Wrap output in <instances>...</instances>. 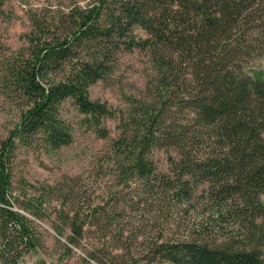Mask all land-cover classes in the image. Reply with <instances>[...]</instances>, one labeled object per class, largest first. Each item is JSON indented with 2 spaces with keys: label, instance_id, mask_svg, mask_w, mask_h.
Here are the masks:
<instances>
[{
  "label": "trees",
  "instance_id": "1",
  "mask_svg": "<svg viewBox=\"0 0 264 264\" xmlns=\"http://www.w3.org/2000/svg\"><path fill=\"white\" fill-rule=\"evenodd\" d=\"M65 16L70 23L62 21V31L32 16L28 45L0 63L2 92L22 102L0 139V264H19L42 244L35 201L42 205L49 192L44 187L25 200L14 194L17 144L71 143L61 115L67 99L97 136L108 138L103 119L116 111L91 99L88 88L111 71L116 52L134 48L149 51L157 75L147 99L127 100L111 140L114 164L125 182L137 181L174 205H192L196 197L205 216L187 237L157 235L128 254L134 263L264 264V70L250 65L264 60V0H97ZM157 149L168 153V173L157 171ZM57 191L51 223L64 248L82 249L80 264H110L103 247L82 240L93 226L130 239L117 226L118 209L90 202L68 208L74 192Z\"/></svg>",
  "mask_w": 264,
  "mask_h": 264
},
{
  "label": "rangeland",
  "instance_id": "2",
  "mask_svg": "<svg viewBox=\"0 0 264 264\" xmlns=\"http://www.w3.org/2000/svg\"><path fill=\"white\" fill-rule=\"evenodd\" d=\"M96 1L0 0V63L6 56L28 45L25 34L31 29L32 16L50 24L52 30L57 27L62 31V21L65 25L70 23L65 16L67 12L74 10L77 13ZM134 33L138 37L147 35L139 26L134 27ZM250 65L264 70L263 59L251 60ZM156 75L147 49L118 51L114 54L111 71L88 88L91 99L105 102L116 111L115 116L103 119V125L109 130L108 138L97 136L73 101L67 99L61 105V115L71 127V143L57 149L45 148L40 141L30 145L17 144L13 157L14 194L25 200L42 194L44 187L49 192L44 196L46 201L42 205L35 201V207L43 215L42 219L35 220L39 224L42 244L26 253L19 264H80L84 256L82 249L73 248L68 252L63 246L64 236H58L52 228L51 220L55 217V209L60 206V201L53 194H57L59 189L74 192L72 200L65 205L68 208L79 205L85 209L90 202L118 209L117 226L123 228L124 235H129L130 239L119 241L116 237L118 229L105 233L93 226L86 230L82 240L86 246L95 244L103 247L104 258L110 264H148L143 260L134 263L128 252L143 250V245L157 235L164 239L187 237L193 230L191 226L204 218V209L196 197L192 205H174V201L167 200L163 195L148 194L137 181L125 182V176L114 164L111 140L120 132V115L123 113L126 116L129 108L127 100L147 99ZM21 103L19 98L3 93L0 88V139L6 137L16 123ZM153 159L158 172H169L166 151L155 150ZM48 186L54 187L55 193ZM202 188L203 185H200L195 195ZM67 233L68 229L64 234ZM109 252L122 255L112 258ZM151 264L173 263L162 261Z\"/></svg>",
  "mask_w": 264,
  "mask_h": 264
}]
</instances>
